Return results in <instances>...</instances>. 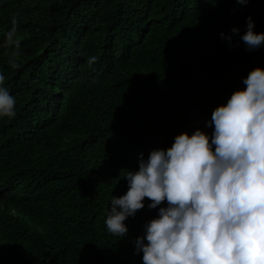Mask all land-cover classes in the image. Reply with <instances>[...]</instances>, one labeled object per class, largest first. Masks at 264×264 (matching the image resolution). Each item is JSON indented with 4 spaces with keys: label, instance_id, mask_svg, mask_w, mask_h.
I'll use <instances>...</instances> for the list:
<instances>
[{
    "label": "trees",
    "instance_id": "trees-1",
    "mask_svg": "<svg viewBox=\"0 0 264 264\" xmlns=\"http://www.w3.org/2000/svg\"><path fill=\"white\" fill-rule=\"evenodd\" d=\"M249 16L264 32V0H0L16 100L0 116V264H143L135 241L167 202L145 197L121 238L105 224L112 196L141 154L211 137L213 111L264 68V46L240 39Z\"/></svg>",
    "mask_w": 264,
    "mask_h": 264
},
{
    "label": "clouds",
    "instance_id": "clouds-1",
    "mask_svg": "<svg viewBox=\"0 0 264 264\" xmlns=\"http://www.w3.org/2000/svg\"><path fill=\"white\" fill-rule=\"evenodd\" d=\"M246 27L240 39L247 50L264 46L251 16ZM239 31L221 38L231 45ZM5 79L0 74V116L14 118L16 100ZM243 84L213 111L211 137L200 128L178 134L171 147L155 148L146 159L141 154L138 171L123 175L129 190L112 196L105 220L110 234H127L124 222L144 208L145 197L149 209L167 202L135 241L143 264H264V68L252 69Z\"/></svg>",
    "mask_w": 264,
    "mask_h": 264
}]
</instances>
